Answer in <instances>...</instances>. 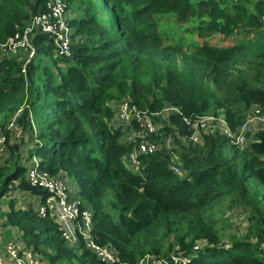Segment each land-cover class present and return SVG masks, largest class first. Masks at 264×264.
I'll list each match as a JSON object with an SVG mask.
<instances>
[{"label":"trees","instance_id":"1","mask_svg":"<svg viewBox=\"0 0 264 264\" xmlns=\"http://www.w3.org/2000/svg\"><path fill=\"white\" fill-rule=\"evenodd\" d=\"M47 2L0 0V41ZM66 2L74 13L72 57L57 55L50 37L38 34L26 73L23 60L0 61V200L20 190L43 203L46 191L27 179V161L37 156L42 170L78 186L95 240L112 246L118 261H102L84 240L68 242L39 206L17 207L15 198L0 210L4 226L18 228L50 264H150L142 260L170 259L173 251L192 255L188 264H264V128L247 147L219 132L194 144L183 121L221 112L236 130L253 105L264 107V0ZM125 96L143 110L182 111L156 137L172 135L174 148L143 155L137 171L125 164L134 145L126 130L109 125L110 102ZM19 110L20 142L8 129ZM174 151L185 175L172 167ZM235 211L247 217L244 231L229 230Z\"/></svg>","mask_w":264,"mask_h":264},{"label":"built area","instance_id":"2","mask_svg":"<svg viewBox=\"0 0 264 264\" xmlns=\"http://www.w3.org/2000/svg\"><path fill=\"white\" fill-rule=\"evenodd\" d=\"M66 13H68L66 0H48L45 11L32 15L22 29L0 41V61L5 56L23 55L25 62L22 66V72L26 73L27 64L37 56V46L34 39L38 34H46L50 37L57 55L66 58L72 57L74 28L70 25ZM262 18L264 19V15ZM110 106L115 112L110 125L126 130L131 128V135L127 136L126 140L134 145L131 152L125 157V164L132 171L139 170L143 155L155 153L162 148L156 137L161 135L164 121L168 120L172 113L182 112L176 106H166L161 111L143 110L135 105L132 98L128 96L112 101ZM213 115L209 119L201 115L183 116V121L192 131L190 141L194 144L201 143L205 134L219 132L227 135L238 146L247 147L253 138L248 137L244 123L257 121L261 129L264 128V107L258 105L252 106L247 120L236 130L231 128L224 113ZM160 117L166 120L158 121ZM166 147L174 148L171 137L167 139ZM5 151L6 136L2 135L0 136V165L3 162ZM30 161L31 165L28 166L27 171L28 181L32 186L46 191L45 200L39 206L40 214L52 217L68 242L76 244L84 240L86 246L94 251L99 259L107 263L117 262L116 250L110 245H101L95 240L93 213L91 209L85 206L83 199L70 195L69 185L63 178L42 170L40 159L37 156H33ZM173 162L174 171L180 175H185L180 166L181 159L178 152H173ZM206 244V240L198 242L194 246V252L202 249ZM191 258L192 255L181 256L173 251L170 254V259L148 255L142 262L188 264ZM0 264L50 263L40 252L28 247L19 236L15 235L4 243L3 248H0Z\"/></svg>","mask_w":264,"mask_h":264},{"label":"rangeland","instance_id":"3","mask_svg":"<svg viewBox=\"0 0 264 264\" xmlns=\"http://www.w3.org/2000/svg\"><path fill=\"white\" fill-rule=\"evenodd\" d=\"M232 1L235 2L237 0H232ZM68 10L69 9H68V5H67V11ZM73 16H74V13L72 12V10H69L68 13H66V17L69 19V21L73 18ZM238 40H239V37H236L235 39H233V43H237ZM12 57L13 58H17V59H19L21 61L23 60L25 62V58H24L23 55L9 56V58H12ZM41 61L46 62V63H52L53 58L52 57L42 56ZM61 66L63 67L64 63H61ZM125 97H127V96H125ZM114 100H117V99L115 98L112 101H114ZM165 107L159 109L158 111L163 110ZM20 110L17 113L13 114L11 119H10V121L8 122V129L12 130V140L13 141H18V142H20V139H22L24 137V133L21 132L19 129H17L16 126H15V120H16V117L19 115ZM112 111H113V109H112ZM114 113L115 112L113 111V115H112L111 119L112 118L114 119ZM219 114H222V113L220 112ZM201 116H206L205 118L209 119L211 116H214V115L209 112V113H205V114H203ZM111 119H110V122H111ZM163 120H166V119H163V118L160 117V120H158V121H163ZM110 122H109V125H110ZM244 124H246V128H247V132L246 133L248 134V137H250V138L251 137L253 138L255 136V134L258 132V130L261 129L260 124L257 121H253L251 123L246 122ZM163 127H164V123H163ZM0 132H2V130H0ZM125 132H126L125 133V138L127 136L129 137L131 135V128H129V130H126ZM2 135H4V134L0 133V136H2ZM169 137H171L172 144L174 145V137L172 135H169V136L165 137V139H163V140H159V139L156 138L158 143H159V145H160V147L166 146V141H167V139ZM25 139H27L26 135H25ZM30 165H31V161L29 160V161H27V166H30ZM12 198H15V200H17V202H16L17 203V207H21V208H27L30 204H32L34 206H38V204L40 203L39 202V198L37 196L32 195V194L30 195V193H23L20 190H16L14 192V194L12 193L11 195L5 196L4 198H2L0 200V210H2V211L8 210L9 204H10V201H11ZM231 216H232L231 217V222L233 223V225L231 226V228L229 230L233 231V232L244 231L246 226L248 225L246 215L244 213H242L241 211H235V212L231 213ZM3 218L4 217H0V227L1 228L5 227ZM4 243L1 244L2 248L4 247Z\"/></svg>","mask_w":264,"mask_h":264},{"label":"crops","instance_id":"4","mask_svg":"<svg viewBox=\"0 0 264 264\" xmlns=\"http://www.w3.org/2000/svg\"><path fill=\"white\" fill-rule=\"evenodd\" d=\"M66 181L69 185L70 195L72 197H78L79 196L78 186L74 182H71L69 179H67ZM23 193H26V192H23ZM16 202H17V200H16ZM39 202H40L39 204L37 203L38 206L41 205L40 198H39ZM38 206H36V207H38ZM15 235L20 237V231L18 228H15V227H2L1 228L0 227V248H1L2 243L8 241L9 239H11Z\"/></svg>","mask_w":264,"mask_h":264}]
</instances>
